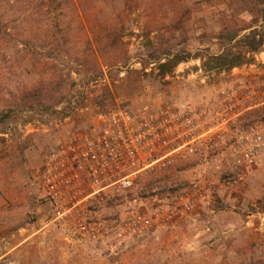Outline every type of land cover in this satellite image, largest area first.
Returning a JSON list of instances; mask_svg holds the SVG:
<instances>
[{"label": "rangeland", "instance_id": "rangeland-1", "mask_svg": "<svg viewBox=\"0 0 264 264\" xmlns=\"http://www.w3.org/2000/svg\"><path fill=\"white\" fill-rule=\"evenodd\" d=\"M243 4L0 0V113L14 108L0 122V264H264V158L243 184L219 191L176 228L151 231L118 257L65 240L51 222L39 176L59 143L91 129L117 102L210 97L231 69L223 52L231 46L237 52V41L261 28L259 11ZM254 54L235 66L253 62ZM177 59L161 77L159 64ZM98 65L104 73L95 77ZM41 82L47 85L42 101L54 107L18 110L17 97ZM194 167L185 159L150 171L103 206L102 217L122 216L131 201L153 192L176 196L188 187ZM153 204L140 208L151 211Z\"/></svg>", "mask_w": 264, "mask_h": 264}, {"label": "built area", "instance_id": "built-area-1", "mask_svg": "<svg viewBox=\"0 0 264 264\" xmlns=\"http://www.w3.org/2000/svg\"><path fill=\"white\" fill-rule=\"evenodd\" d=\"M263 54L231 68L210 97L157 103L149 96L141 106L117 102L91 129L59 143L39 176L51 222L65 240L118 257L151 231L190 216L219 191L243 184L264 158V121L244 123L264 107ZM185 159L195 167L188 187L176 196L134 199L124 215L102 217V207L132 191L143 175ZM148 201L154 207L142 210Z\"/></svg>", "mask_w": 264, "mask_h": 264}, {"label": "trees", "instance_id": "trees-1", "mask_svg": "<svg viewBox=\"0 0 264 264\" xmlns=\"http://www.w3.org/2000/svg\"><path fill=\"white\" fill-rule=\"evenodd\" d=\"M244 2V10H258L260 13V19L262 21L261 28H251L252 30L250 33L245 36L243 39L237 41V46L240 50H237V52H234L232 49L235 48L233 46L229 47L227 51L223 52L222 55L226 56L227 58H230V65L229 68L234 67L238 63L244 62L246 58V53H256L261 50V48L264 47V0H243ZM117 41L119 40H110V45L117 44ZM107 47V46H105ZM99 50H95V53H98ZM224 56H221L224 57ZM179 58V57H178ZM180 60V59H179ZM178 59L175 62H165L159 64V74L161 77H166L168 73L172 72L174 67L177 65ZM97 77L98 75H101L104 73V66L98 65L96 69H94ZM94 72H91L90 74H87L89 77L90 75H94ZM90 76V77H91ZM47 85L44 84V82H41L40 86H35L32 89L24 90L19 97H17L18 101L16 102V108L18 110H26V109H34L36 107H49L48 109H51V107H54L51 103H46L42 101L44 97V87ZM38 97V98H36ZM8 110H14V108L8 109ZM8 110H4L0 113V122L4 121L6 119V115L9 112ZM264 121V107L259 108L257 110H254L250 112L244 119V123H252L256 121ZM155 192L152 193V195ZM161 193H164L161 192ZM150 195V194H148ZM150 195V196H152Z\"/></svg>", "mask_w": 264, "mask_h": 264}, {"label": "crops", "instance_id": "crops-1", "mask_svg": "<svg viewBox=\"0 0 264 264\" xmlns=\"http://www.w3.org/2000/svg\"><path fill=\"white\" fill-rule=\"evenodd\" d=\"M171 228H176V226L174 225V226H172ZM170 229V228H169ZM73 245V244H72ZM84 246V245H83ZM74 247V246H73ZM85 247H87V249L88 248H97L96 246H93V245H87V246H85ZM86 249V248H85ZM74 250V249H73ZM86 254H88L87 252H86Z\"/></svg>", "mask_w": 264, "mask_h": 264}]
</instances>
